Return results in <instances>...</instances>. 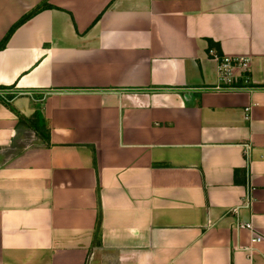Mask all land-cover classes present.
<instances>
[{"label": "crops", "instance_id": "1", "mask_svg": "<svg viewBox=\"0 0 264 264\" xmlns=\"http://www.w3.org/2000/svg\"><path fill=\"white\" fill-rule=\"evenodd\" d=\"M35 7L0 98L47 140L0 101V264H264V0H0V40ZM209 49L248 67L216 90Z\"/></svg>", "mask_w": 264, "mask_h": 264}, {"label": "built area", "instance_id": "2", "mask_svg": "<svg viewBox=\"0 0 264 264\" xmlns=\"http://www.w3.org/2000/svg\"><path fill=\"white\" fill-rule=\"evenodd\" d=\"M209 56L214 60L216 64V70L219 75V80L222 82L219 85L215 86L214 89L221 90L223 88H227L232 83L233 70L234 68H244L247 69V61L244 58H230L222 54H218L212 49L208 50ZM245 82V80H244ZM3 96V93H0ZM240 227L250 228V223H243V225H239ZM258 241L259 237H255L252 241Z\"/></svg>", "mask_w": 264, "mask_h": 264}, {"label": "trees", "instance_id": "3", "mask_svg": "<svg viewBox=\"0 0 264 264\" xmlns=\"http://www.w3.org/2000/svg\"><path fill=\"white\" fill-rule=\"evenodd\" d=\"M39 7H35L33 10H31L29 13L21 16L13 25H11V27L8 29V31L6 32L5 36L0 40V48H2L8 38V36L11 34V32L18 26L20 25L22 22H24V20H26L29 16H31L33 13H35L38 10ZM11 98V95L7 96V99ZM0 101L6 105V107L11 110L15 116L17 117V123H16V129H18V125L20 124H24L25 126H27L28 128L32 129L34 132L37 133H41V135H43V139H45V141L47 140V137L44 136L43 131H44V124H43V120H42V116L40 115V112L38 110H34V112L31 114L30 117H24L23 115H21L18 111H16L13 106L8 103V101H4L2 98H0ZM98 224H99V218H97L96 221V230H98Z\"/></svg>", "mask_w": 264, "mask_h": 264}, {"label": "rangeland", "instance_id": "4", "mask_svg": "<svg viewBox=\"0 0 264 264\" xmlns=\"http://www.w3.org/2000/svg\"><path fill=\"white\" fill-rule=\"evenodd\" d=\"M15 138L16 139L13 142L14 148L11 149V150H9V149L5 150L3 152V153H5L4 156L8 155L12 150H13V152H15V151L19 150L23 146H27V145L32 144L33 141H34V140H32L31 132L27 129V127H26V130H25V127L19 129L18 132H17V136Z\"/></svg>", "mask_w": 264, "mask_h": 264}]
</instances>
